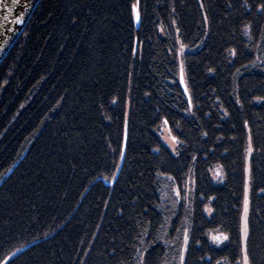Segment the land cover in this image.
Segmentation results:
<instances>
[{
  "label": "trees",
  "instance_id": "16d2710c",
  "mask_svg": "<svg viewBox=\"0 0 264 264\" xmlns=\"http://www.w3.org/2000/svg\"><path fill=\"white\" fill-rule=\"evenodd\" d=\"M262 3L40 0L0 63V264H264Z\"/></svg>",
  "mask_w": 264,
  "mask_h": 264
},
{
  "label": "water",
  "instance_id": "95a60500",
  "mask_svg": "<svg viewBox=\"0 0 264 264\" xmlns=\"http://www.w3.org/2000/svg\"><path fill=\"white\" fill-rule=\"evenodd\" d=\"M40 0H2L0 3V63L3 61L13 44L23 32L31 15ZM11 8V11L8 9ZM23 13V23H17V17ZM137 27L140 25L136 21Z\"/></svg>",
  "mask_w": 264,
  "mask_h": 264
},
{
  "label": "snow or ice",
  "instance_id": "6c2138e0",
  "mask_svg": "<svg viewBox=\"0 0 264 264\" xmlns=\"http://www.w3.org/2000/svg\"><path fill=\"white\" fill-rule=\"evenodd\" d=\"M14 2H18V0H14ZM0 3H2V0H0ZM250 7V5H249ZM258 8L260 10H264V3L258 5ZM9 11H11V8L8 9ZM133 11L135 13V20L137 22H139L140 20V12L138 10V6L137 5H133ZM23 13L20 14V16L17 17V23H23V19H22ZM165 124H167V120L164 121ZM172 140L175 143H179L177 137L173 136ZM175 150V149H174ZM176 195L179 196L180 195V191L179 189H177L176 191ZM243 232H244V239L246 241L247 239V232H248V225H247V201L245 202V218H244V228H243ZM229 237L227 235L221 234V235H217L213 237V240L216 241L217 243H222L223 241L228 240ZM186 240H187V235H186ZM183 260V257H181V261ZM242 264H250V260L248 257V253H247V247L245 244V247L243 249V258H242Z\"/></svg>",
  "mask_w": 264,
  "mask_h": 264
},
{
  "label": "rangeland",
  "instance_id": "374dc122",
  "mask_svg": "<svg viewBox=\"0 0 264 264\" xmlns=\"http://www.w3.org/2000/svg\"><path fill=\"white\" fill-rule=\"evenodd\" d=\"M173 136L174 135H172V133H171V131L169 129L168 123L167 124L163 123L162 128H161V132H160V137H161L162 141L165 144H167L172 149V151L175 152V150L177 149L178 143H175L172 140V137ZM211 175H212L213 179L216 180V182H220L222 180V178H220V177L223 176V172H222L221 168L219 167V168H216L215 170H213L211 172ZM246 201H247V214H248V207H249V181H247L245 202ZM244 218H245V209H244L243 216H242V224H243L242 225V237H243V242H245L244 232H243V228H244ZM217 235H221V234L217 233V234H211L210 235V239L212 240V242L217 243L216 241L213 240V237L214 236H217ZM217 244H220V243H217Z\"/></svg>",
  "mask_w": 264,
  "mask_h": 264
}]
</instances>
